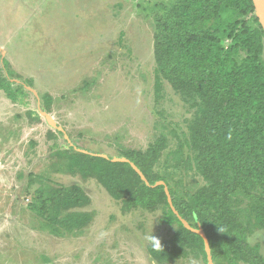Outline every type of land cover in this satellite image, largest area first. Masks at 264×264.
<instances>
[{
  "label": "rangeland",
  "instance_id": "rangeland-1",
  "mask_svg": "<svg viewBox=\"0 0 264 264\" xmlns=\"http://www.w3.org/2000/svg\"><path fill=\"white\" fill-rule=\"evenodd\" d=\"M175 1L0 0V78L27 92L13 103L0 91V264H162L148 247L173 239L177 224H167L162 210L125 208L60 154L74 148L121 158L145 153L165 135L168 148L155 173L181 194L205 185L181 164L192 155L180 144L195 111L166 81L163 98L155 97L156 15L160 4ZM45 95L53 99L48 114L64 132L42 115ZM75 185L91 200L77 210L91 215L87 227L55 230L32 211L35 191ZM249 243L264 256V230ZM164 264L208 263L192 255Z\"/></svg>",
  "mask_w": 264,
  "mask_h": 264
},
{
  "label": "trees",
  "instance_id": "trees-1",
  "mask_svg": "<svg viewBox=\"0 0 264 264\" xmlns=\"http://www.w3.org/2000/svg\"><path fill=\"white\" fill-rule=\"evenodd\" d=\"M155 20L156 103L164 81L195 111L180 150L192 155L181 161L203 178L194 192L177 193L155 173L168 138L160 136L145 152L121 157L133 162L151 185L164 181L180 216L209 240L214 264H264L260 245L249 238L264 230V31L252 0H176L163 3ZM9 77L15 72L5 62ZM25 83L33 87V80ZM0 91L18 103L27 92L14 88L2 74ZM44 109L51 112L52 97ZM32 116L33 113H30ZM38 119H41L37 115ZM181 152V151H180ZM66 156L73 172L95 178L116 201L132 210H162L167 224H177L175 237L148 247L159 263L190 256L207 261L204 240L187 230L172 211L164 186L147 187L128 163L91 156L71 148ZM30 180L27 191L32 187ZM32 211L47 225L71 232L87 227L92 217L79 212L91 200L80 186H56L48 194L35 191Z\"/></svg>",
  "mask_w": 264,
  "mask_h": 264
},
{
  "label": "water",
  "instance_id": "water-1",
  "mask_svg": "<svg viewBox=\"0 0 264 264\" xmlns=\"http://www.w3.org/2000/svg\"><path fill=\"white\" fill-rule=\"evenodd\" d=\"M253 2V5H254V8H255V15L257 17V19L259 20V23L264 31V0H252ZM25 87V86H24ZM28 91H30L31 93H33L34 95H37L36 94V91L34 89H32L31 87H26ZM42 115L46 118L47 122L49 123V125H51L54 129H57L58 131L60 132H64V129L62 127H59L56 122L53 120V118L46 112L42 111L41 112ZM85 154H89L91 156H98V157H102V158H105V159H108V160H111L112 162L114 163H128L131 165V167L135 170V172L141 177L142 181L146 184L147 187H151V188H157V187H160V186H164V189H165V193H166V196H167V200H168V203L172 209V211L174 212V214L178 217V219L181 221V223L183 224V226L201 236L204 240V244H205V251H206V254H207V261H208V264H214V261H213V257H212V251H211V248H210V244H209V240H208V237L204 231V229L199 226L198 229H195L194 227H192L188 221H186L184 218H182L179 214V212L176 210V208L174 207L173 205V199H172V196L170 194V190L168 188V186L166 185V183L164 181H159L157 183H155L154 185H151L150 182L148 181V179L146 178V176L143 174V172L133 163L131 162L129 159L127 158H124V157H109L107 155H104V154H94V153H90V152H87V151H81Z\"/></svg>",
  "mask_w": 264,
  "mask_h": 264
}]
</instances>
